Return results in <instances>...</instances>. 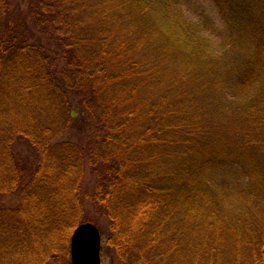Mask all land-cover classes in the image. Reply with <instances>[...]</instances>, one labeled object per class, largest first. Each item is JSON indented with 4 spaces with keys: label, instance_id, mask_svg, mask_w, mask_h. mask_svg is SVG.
I'll use <instances>...</instances> for the list:
<instances>
[{
    "label": "trees",
    "instance_id": "1",
    "mask_svg": "<svg viewBox=\"0 0 264 264\" xmlns=\"http://www.w3.org/2000/svg\"><path fill=\"white\" fill-rule=\"evenodd\" d=\"M207 1L0 0V264H264V0Z\"/></svg>",
    "mask_w": 264,
    "mask_h": 264
},
{
    "label": "rangeland",
    "instance_id": "2",
    "mask_svg": "<svg viewBox=\"0 0 264 264\" xmlns=\"http://www.w3.org/2000/svg\"><path fill=\"white\" fill-rule=\"evenodd\" d=\"M180 7L182 8L184 12L185 17L188 20H191L192 22L198 24L200 28L202 29L203 33L209 36L214 43H217L219 41L218 34L221 30L222 22L218 16L217 9L214 7V5L210 1L181 0ZM155 90L157 94H161V92H163L165 89L156 88ZM73 109L77 114H81V111L78 108L74 107ZM67 138L70 139V141L76 140V136L72 134V131L68 130L66 133L60 135V137H58L55 141L56 142L64 141ZM86 177L87 179L85 181V184H89L90 178H89L88 171L86 172ZM93 221L94 222H89V223H92L93 225H95L98 228L99 232H101L100 229L104 226L103 220L93 217ZM101 264H112V262L109 258L102 257Z\"/></svg>",
    "mask_w": 264,
    "mask_h": 264
},
{
    "label": "water",
    "instance_id": "3",
    "mask_svg": "<svg viewBox=\"0 0 264 264\" xmlns=\"http://www.w3.org/2000/svg\"><path fill=\"white\" fill-rule=\"evenodd\" d=\"M71 264H101V234L92 223H81L70 243Z\"/></svg>",
    "mask_w": 264,
    "mask_h": 264
}]
</instances>
